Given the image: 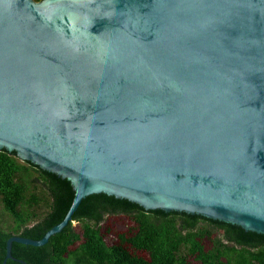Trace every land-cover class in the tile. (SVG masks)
Here are the masks:
<instances>
[{"label": "water", "instance_id": "95a60500", "mask_svg": "<svg viewBox=\"0 0 264 264\" xmlns=\"http://www.w3.org/2000/svg\"><path fill=\"white\" fill-rule=\"evenodd\" d=\"M0 148L74 190L5 258L94 193L264 233V0H0Z\"/></svg>", "mask_w": 264, "mask_h": 264}, {"label": "trees", "instance_id": "16d2710c", "mask_svg": "<svg viewBox=\"0 0 264 264\" xmlns=\"http://www.w3.org/2000/svg\"><path fill=\"white\" fill-rule=\"evenodd\" d=\"M73 195L66 178L0 148V264H264V233L199 214L145 209L105 193L82 198L72 219L45 244L12 242L15 259L5 258L10 236L41 238L63 219ZM114 215L133 224L108 245L100 225Z\"/></svg>", "mask_w": 264, "mask_h": 264}, {"label": "rangeland", "instance_id": "374dc122", "mask_svg": "<svg viewBox=\"0 0 264 264\" xmlns=\"http://www.w3.org/2000/svg\"><path fill=\"white\" fill-rule=\"evenodd\" d=\"M73 225L76 226V229L79 230V228L76 225V222H72ZM132 221L130 218H128L125 215H114V216H108L104 219V221L101 223V232L103 234L104 241L109 244H115L118 243V234L122 232H127L128 228L132 226ZM105 228H108V231H105ZM207 245V243H205ZM125 246L132 252L147 256V253L144 251H136L133 250L129 245L125 244ZM193 261V260H192Z\"/></svg>", "mask_w": 264, "mask_h": 264}]
</instances>
